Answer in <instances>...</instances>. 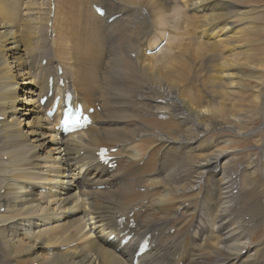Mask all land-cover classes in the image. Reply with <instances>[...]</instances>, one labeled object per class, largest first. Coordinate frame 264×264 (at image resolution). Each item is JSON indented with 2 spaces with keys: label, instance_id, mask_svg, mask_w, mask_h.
<instances>
[{
  "label": "bare ground",
  "instance_id": "bare-ground-1",
  "mask_svg": "<svg viewBox=\"0 0 264 264\" xmlns=\"http://www.w3.org/2000/svg\"><path fill=\"white\" fill-rule=\"evenodd\" d=\"M262 1L165 0L182 4L193 26H178V45L152 62L173 38L160 0H81L93 35L83 54L68 44L73 18L58 1L0 0V264H264V148L249 140L264 130ZM110 7H121L113 23ZM198 29L210 40L201 54H230L211 58L218 107L183 90L191 59L182 41ZM128 43L135 56L143 48L140 60ZM97 78L106 87L92 96ZM68 91L95 113L86 131L64 136L46 113ZM101 148L116 167L99 163ZM148 238L151 251L135 263Z\"/></svg>",
  "mask_w": 264,
  "mask_h": 264
},
{
  "label": "rangeland",
  "instance_id": "rangeland-1",
  "mask_svg": "<svg viewBox=\"0 0 264 264\" xmlns=\"http://www.w3.org/2000/svg\"><path fill=\"white\" fill-rule=\"evenodd\" d=\"M56 1H58V3H59V5L57 3V7H64V9H68V11H71L70 15L73 18V20H72L73 39L70 38V40H68V44L78 46L80 48L82 54H83V48L81 47V40H82V42H88L89 39L91 38V35L92 34H91L90 29H89L90 20H89L87 14L85 12H83V10L81 8H77L78 7V3L81 0H56ZM101 2H104V1H101ZM160 2L163 5L162 8L166 12L167 23H166V26L165 27H170L171 28V33H172L173 38H170V40L167 39V43H169L168 46H167V48L163 51V53L160 56H158V57L154 58L153 60H151L152 62H157L158 59H161L165 54L169 55L170 51L178 45V40L175 37L176 28L178 26H181L182 24H184L186 22H188L187 26L189 28H192V26H193L192 23H191V21H190V19H189L190 18V12L186 11L184 9V7L182 6V4H174V5H170V6L166 7L165 6V0H160ZM262 3H264V1H262ZM120 8L121 7H110V15L111 16L118 15V13L120 11ZM138 8H140V9L143 10L144 16L148 20L149 24L152 26L151 29L152 30L153 29H158L159 30V28L157 26H160V23L150 14L149 10L147 8H145V7H138ZM258 15H260L262 17V19L260 18V20L258 21L259 25H262V24L264 25V11L261 12V13H259ZM131 21H132V17H128L126 19V21H123L122 24H120L122 26L120 28V31L122 33L126 31V29L128 28V26H129V24H130ZM116 24H117V22L114 23L111 26V29L113 27H115ZM234 30H236V29H234ZM120 31H118V32H120ZM118 32H115V34L118 33ZM153 33L154 32L152 31L151 34H153ZM167 33H169V31ZM231 33H233L232 30L228 32V34H231ZM226 35L227 34H224V35L221 34L218 39H214V40L215 41L216 40H219L221 37H224ZM229 36H231V35H228V37ZM156 37H160V35H158V36L156 35ZM91 39L93 41V35H92V38ZM51 44H53V43H51ZM208 44H210V40L207 39V38H204L203 36L200 35V29H198V30H196V32L191 33L188 36H185L184 37V39L182 41V50L184 52V58L186 59V62L187 61L189 62L190 59H191V61H190V72L188 74L189 76L186 77L187 78L186 79L187 84L185 85V88H183V90H186V92H190V90H191L190 93H192V95L195 92H200L201 94H204L205 95V97L207 99L205 101L210 102L212 107H218V103L214 101L215 100V97L217 95L216 92L218 93V89H216L214 86H212L213 85V83H212L213 80H216L217 79L216 75H214L215 74V70L213 69V66L217 62V60L216 59H211V58L212 57H214V58L218 57V58L221 59V58L227 57L230 54L229 53L220 54V55H218L219 53H214V54H201L203 48H205V46H207ZM127 47L129 49V54L128 55L133 60H140L139 53H140V51L143 48L139 52L137 50L136 53H135L136 54V56H135V55H133V53H132V51L130 49L131 46L129 45V43H128ZM56 49H57V45H56ZM200 50H201V52H200ZM194 51L195 52L196 51L197 52L199 51V53H197V52L195 53ZM179 52H181V51H179ZM197 54H200V55L197 56ZM194 55L197 56V57H195ZM71 56L73 57V52H72V55ZM81 57L83 59H81ZM192 57H194V58H192ZM61 59L64 60V57H61ZM80 59L81 60H84L85 59V56L81 55L80 56ZM206 59H209V60H206ZM113 60L114 59H112L111 61H113ZM194 60H196V61L198 60L197 61L198 63H196ZM75 61H78V59L75 60ZM72 62H73V60H72ZM187 63H186V65H187ZM194 73H195L196 76L194 75ZM190 76H192L194 79L192 77H190ZM188 77H190L189 78L190 80L188 79ZM191 78H192V81H191ZM80 80H81V82H79V85L80 86H82V87H84L85 85H88L89 86L90 83H87L86 82V78L84 76H82L80 78ZM206 81H208L209 84L205 87L203 85V83L206 82ZM105 87H106V81H105V79H103V81H102L100 78H97L96 79V83H95L94 90L92 92V96L94 95L96 89H99L101 91ZM188 88H190V90ZM195 89H198V90H195ZM192 90H194V91H192ZM209 92L210 93L212 92L211 95H209L210 94ZM207 93H209V94H207ZM195 95H196V93L193 96H195ZM211 97H212V99H210ZM218 99H219V97H218ZM219 101H220V99H219ZM143 103H145L146 104V107H147V103L145 101ZM205 105H206V103L204 104V106ZM260 111H261L260 107H257L256 108V111H255V115H254V123L250 124V127L255 128L257 125H259V120L261 119ZM256 114H258V115L260 114V115L258 116ZM218 118H219V116H216V119H218ZM257 118L258 119L260 118V119L258 120ZM261 132L262 133L257 134V136H255V137L252 136L251 137L252 139H249V140H252V143H255V144H256V142H258V140L262 141L263 142L262 145H263V148H264V138H262V137H264V130L262 129ZM202 138H203L202 139V142H203V145L204 146H207L211 142L216 143V140H208V139L205 140L204 137H202ZM241 141L243 142L244 139H242ZM222 146H223V144H218V145L215 146V148H220ZM208 152H210V151H208ZM261 155H263V156H261ZM261 155H260V159H258L257 161L260 162V166H261L260 167V170L262 172H264V162H263L264 161V153L262 152ZM240 161H242V160L240 159ZM243 161H245V159ZM216 174L217 173H214L213 174V171H212L210 173V175H209L210 179L212 177L216 176ZM263 188H264V186H263ZM2 212H3V210H2Z\"/></svg>",
  "mask_w": 264,
  "mask_h": 264
}]
</instances>
